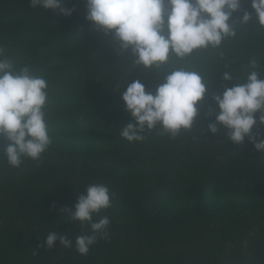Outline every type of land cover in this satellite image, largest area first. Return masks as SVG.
Here are the masks:
<instances>
[{"label": "trees", "instance_id": "obj_1", "mask_svg": "<svg viewBox=\"0 0 264 264\" xmlns=\"http://www.w3.org/2000/svg\"><path fill=\"white\" fill-rule=\"evenodd\" d=\"M62 3L72 15L0 0L2 58L48 82L53 140L39 161L12 167L0 138V264H264V153L247 138L233 143L219 124L217 134L208 127L220 111L214 95L244 83L252 59L264 78V27L240 22L254 13L252 0L233 13L236 37L194 53V64L172 58L171 66L193 67L209 82L194 127L173 138L158 125L137 142L121 135L136 123L122 99L126 83L155 93L166 73L133 66L131 49L87 20V0ZM226 71L235 80H224ZM260 115L253 135L264 138ZM91 184L110 189L111 207L93 217L109 218V236L81 255L76 237L91 227L64 209ZM51 232L72 246L39 247Z\"/></svg>", "mask_w": 264, "mask_h": 264}, {"label": "clouds", "instance_id": "obj_2", "mask_svg": "<svg viewBox=\"0 0 264 264\" xmlns=\"http://www.w3.org/2000/svg\"><path fill=\"white\" fill-rule=\"evenodd\" d=\"M241 2L87 0V20L106 35L114 33V39L124 51L131 49L133 66L166 73L164 83L155 93L146 91L139 80L130 84L127 81L122 99L136 123L122 128L123 138L129 142L143 141V133L158 125L175 138L194 127L199 114L197 104L204 99L209 82L193 67L171 66L172 58L178 61L192 58L194 64V53L218 49L225 40L236 37L238 33L230 20L233 13L240 11ZM31 3L33 7L42 6L64 16L75 11L65 7L62 0H31ZM252 8L254 13L244 12L240 22L247 25L255 18L259 26L264 27V0H252ZM4 52L0 47V138L9 142L8 164L19 167L24 158L39 161L53 143L45 112L49 85L44 77L35 75L30 66L17 69L12 59L2 58ZM249 66L252 70L244 83L214 95L220 111L215 114L216 123L208 127L217 134L219 124L233 143L242 144L247 138L257 151L264 153V138L253 135L257 112L261 113L259 123L264 124V78L255 70L259 66L256 59H252ZM223 79L235 80L229 71L224 73ZM109 207L110 189L103 184H91L78 195L74 208L64 209L81 227H91V234L76 237V250L81 255H87L98 238H108L109 218L105 216L95 221L93 217ZM57 240L64 247H71L73 243L68 235L51 232L39 247L46 245L51 249Z\"/></svg>", "mask_w": 264, "mask_h": 264}]
</instances>
